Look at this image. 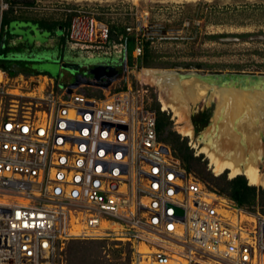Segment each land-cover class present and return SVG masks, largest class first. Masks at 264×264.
I'll return each mask as SVG.
<instances>
[{
  "label": "built area",
  "instance_id": "1",
  "mask_svg": "<svg viewBox=\"0 0 264 264\" xmlns=\"http://www.w3.org/2000/svg\"><path fill=\"white\" fill-rule=\"evenodd\" d=\"M89 12L69 38L105 43ZM7 33L0 21V56ZM84 80L0 67V264H66L71 241L105 238L129 244L131 264H264V216L188 173L129 92Z\"/></svg>",
  "mask_w": 264,
  "mask_h": 264
},
{
  "label": "rangeland",
  "instance_id": "2",
  "mask_svg": "<svg viewBox=\"0 0 264 264\" xmlns=\"http://www.w3.org/2000/svg\"><path fill=\"white\" fill-rule=\"evenodd\" d=\"M2 1L8 3V0H0V3ZM233 6L243 11L233 13L228 9ZM249 6L251 7L249 8ZM256 6L259 7L257 9H264V0H34V5L26 11L22 10L23 12H20L19 15L22 14L24 18L28 19L60 22L66 20L70 13H76V10L90 11L86 13L87 16L94 17L109 29L111 26H116L119 29L129 27L131 28L129 33L154 38L153 50L160 56L158 59L160 65L163 63L179 65L138 67L136 59L134 66H129L124 61L125 50H122V47L116 43L111 44L107 54L104 53L107 50V45H102L98 51L89 46L78 44L72 46V49L77 53H62L58 50L52 53L49 50L42 54L41 49L44 43L53 37L48 32L37 30L32 24L19 22L11 24L6 36L8 59L15 57L28 62L33 70L51 73L62 82L69 83L74 82L76 77L81 75L91 79L92 75L88 72L91 62L110 60L117 64V69L122 75L113 81L109 90L117 93L129 92L134 101L147 110H152L157 102L162 109V99L172 101L171 99L176 97L175 94L183 95V100L177 103L183 113L181 116L175 115L170 110H165L170 115L173 130L187 138L188 145L194 150L196 156L203 155L204 160H207L208 168L215 175L227 172L228 177L233 178L243 174H233L229 168L215 170L211 154L221 161L236 163L221 155L225 151L230 154V147L233 144L236 147L237 141L245 139L244 142L249 146V129L239 128L236 134L234 129L232 136H224L227 133V128L219 116L220 103L223 102L220 94L218 100H209V97H206L207 91L203 93L197 87L193 92L188 89L185 91V84L189 80L181 78V76L189 70H198L203 74L218 72L264 73V12L261 14L257 12L258 10L254 9ZM214 10H218L216 14ZM210 11L212 12L209 14ZM206 14L208 15L207 21L204 17ZM220 34H224V36L215 39L210 37ZM241 34L248 35L243 37L240 36ZM249 34L252 35L249 36ZM56 36L59 37L60 34H56ZM24 41L29 45L35 43L37 50L40 51L39 55H31V50L21 48L20 44ZM55 58H59L61 61H75L83 66L78 71L71 72L56 63L53 60ZM0 59H4V56H0ZM190 62L209 64L213 68L186 67L184 63ZM236 66H242V68L238 69ZM145 70L173 73L172 77L178 82L181 94L176 93L172 87L168 89L171 92L163 91L157 83L144 82L139 75ZM161 86L165 85L162 83ZM86 90L103 95L105 89L90 86L86 87ZM203 110H208V121L201 125L197 124L195 134L192 119ZM252 135V140L255 138L258 143L264 146V129L256 131ZM210 146H213L215 151L211 150ZM238 152L236 154L240 156L242 153ZM237 165L241 170H245L248 166H254L259 173L263 174L264 151L251 154V159L243 166ZM112 241L114 240L105 238L98 241L82 242H94L93 245H103L106 250L121 248L120 258L116 259L115 263L125 264L128 261L127 246H125L127 243H123V246L112 247L110 244ZM107 257L110 258V255Z\"/></svg>",
  "mask_w": 264,
  "mask_h": 264
},
{
  "label": "trees",
  "instance_id": "3",
  "mask_svg": "<svg viewBox=\"0 0 264 264\" xmlns=\"http://www.w3.org/2000/svg\"><path fill=\"white\" fill-rule=\"evenodd\" d=\"M250 7L251 6H249V8ZM257 8L259 7H254V9ZM228 9L232 10L233 13L243 11L237 9L236 6ZM257 10L260 14L264 12L263 8H261V10ZM217 11L218 10H214V13L216 14ZM211 12L212 11H210L209 14ZM75 14L76 13L72 12L66 20L57 22L24 18V15L15 14L13 9H10L4 11L2 16L0 14V21L3 27L6 28L10 27L13 22L23 21L48 32L49 35L53 37V42L51 43L53 48L62 53H77V51L72 49V46L78 44L89 46L98 51H100L99 48L102 47V45H107V50L104 51V53L107 54L111 48V44L116 43L118 46L122 47V50H125L127 64L129 66H134L136 58L133 56V51L138 40L142 47V54L139 58H137L138 67H173L175 65H179H166L164 63L160 65V62H158L160 56L153 50L154 38L143 36L142 34L129 33L125 27L119 29L116 26H111L109 38L104 44H81L74 42L69 38V33L71 22ZM207 14L204 16L205 20L208 19ZM56 34H60V36L57 37ZM246 35L248 34H241L240 36L244 37ZM250 35L252 34H249V36ZM222 36H224V34L213 35L210 37L215 39ZM1 56H4V59H0V67L8 71L12 76L18 74L29 76L32 74V70H29L28 62L18 59H8V47L7 49L1 50ZM184 64L186 67L195 66L198 68H213L212 65L205 63L190 62ZM236 68L240 69L242 66H236ZM43 74L59 80L58 77H54L51 73ZM88 93L95 96H102L100 93H94L89 90ZM151 111L155 112L157 117L156 128L159 140L171 148L173 155L180 161L182 167L188 173L196 176L209 189L233 201L241 209L251 213H260L264 216V186L249 184L248 179L244 175H237L233 178H229L227 172L215 175L208 168L207 160H204L203 155L196 156L194 150L188 145L187 138L173 130V123L170 119V115L161 109L158 102L152 107ZM93 244L94 242L71 241L66 249V264H117L115 261L120 258V254L122 252L121 248H109V250H106L103 245L95 246ZM110 244L112 247L123 246V243L119 241H112ZM125 246H127L126 251L128 258V261L125 264H131V248L129 244H126ZM106 254L107 256L110 255V258H108Z\"/></svg>",
  "mask_w": 264,
  "mask_h": 264
},
{
  "label": "bare ground",
  "instance_id": "4",
  "mask_svg": "<svg viewBox=\"0 0 264 264\" xmlns=\"http://www.w3.org/2000/svg\"><path fill=\"white\" fill-rule=\"evenodd\" d=\"M151 70H145L139 75V77L146 83H157L163 91H169V87H172L176 93L181 94L178 82L172 77L174 76L173 73H167L168 71L158 73L157 71ZM162 83L165 85L164 87L161 86ZM195 87L199 88L203 93L207 91L206 97H209V100H218L219 94L223 99V102L220 103L219 116L227 128V133H225L224 136H232L234 129L236 130H234L235 134L239 128L243 130L249 129V146L244 142L245 139L243 141H237V145L235 144L238 148L237 152L244 153V150H246V153L248 151L250 154H255L256 152L260 153L264 151V146L262 144L258 143L255 138L252 140V134H254V132L256 133V131H262L264 129V118H261L264 115V108L261 106V103L256 102L255 98L249 97L246 93H242L238 90L210 89L209 86L203 84L197 79L189 80L185 84L184 89L185 91L188 89V91L193 92ZM175 96V98L171 99L172 101L162 99V109L170 110L175 115L181 116L183 113H181L177 103L183 100V95L177 96L175 94ZM211 157L213 159L212 162L215 163V170L220 171L224 168H229L233 174L245 175L249 184L264 186V173H259L256 167L248 166L245 170H241L237 165L238 163L221 161L220 159H217L214 154H211Z\"/></svg>",
  "mask_w": 264,
  "mask_h": 264
},
{
  "label": "water",
  "instance_id": "5",
  "mask_svg": "<svg viewBox=\"0 0 264 264\" xmlns=\"http://www.w3.org/2000/svg\"><path fill=\"white\" fill-rule=\"evenodd\" d=\"M16 1L34 2V0ZM53 60L59 63L62 68L71 72L78 71L81 66H83V64L75 61H61L59 58ZM124 61L125 64H127L126 56ZM88 72L92 75V78L89 82L85 78L84 83L92 86H99L103 89H109L113 81L122 75L117 69V64L110 60H99L95 63L91 62ZM181 78H185L186 80L197 79L212 89H233L241 91L249 95V97L255 98V101L261 103V106L264 108V73L218 72L203 74L198 70H189L182 75ZM76 85L77 84H75V86ZM261 118H264V115Z\"/></svg>",
  "mask_w": 264,
  "mask_h": 264
},
{
  "label": "flooded vegetation",
  "instance_id": "6",
  "mask_svg": "<svg viewBox=\"0 0 264 264\" xmlns=\"http://www.w3.org/2000/svg\"><path fill=\"white\" fill-rule=\"evenodd\" d=\"M8 4H9V9L8 10L13 9V11H14V9L17 8V9H19L18 14H20V12H23L22 10L26 11L29 8H31L34 5V2L28 3V2H18L16 0H9ZM29 28L31 29V27H29ZM37 30H39L41 32H45V31H43V30H41L39 28H37ZM52 42H53V39L49 38V40L44 43L43 48L39 47V48H42L41 49V51H42L41 53L42 54H44L46 51H49V50L52 51V53L56 52V50L53 48V45L51 44ZM20 47L23 48V49L31 50L30 51L31 55H39V53H40V51L37 50V48H36L37 46H36L35 43H33L32 45H29L26 41H24L23 43L20 44ZM30 65L31 64L29 63V68L32 69ZM84 78H86V77H84ZM86 80H88V82H89L91 79L87 77ZM88 86L90 87L92 85H88ZM95 87H99V86H95ZM205 121H208V110H203L202 112H199L197 115H195L193 117L192 124L194 126V133L195 134H196V125L197 124L201 125ZM222 148H223V146H222ZM230 148H231L230 149V154L227 153L226 151L225 152L222 151L224 153L221 156L229 158L230 160L240 164L241 166L246 164L248 162V160L251 159V154L248 153V151L246 153V150H244V153H242L240 156H238L236 154L238 148L233 146V145ZM210 149L215 151V148L213 146H210Z\"/></svg>",
  "mask_w": 264,
  "mask_h": 264
},
{
  "label": "crops",
  "instance_id": "7",
  "mask_svg": "<svg viewBox=\"0 0 264 264\" xmlns=\"http://www.w3.org/2000/svg\"><path fill=\"white\" fill-rule=\"evenodd\" d=\"M19 23H25V22H23V21H18ZM7 31L8 30H10V27H4ZM11 58H14V59H16L15 57H11ZM29 70H32V74H43L44 72H38V71H35V70H33V69H30L29 68ZM60 80V79H59Z\"/></svg>",
  "mask_w": 264,
  "mask_h": 264
}]
</instances>
